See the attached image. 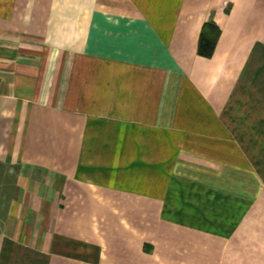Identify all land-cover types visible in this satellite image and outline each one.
Returning a JSON list of instances; mask_svg holds the SVG:
<instances>
[{
	"label": "crops",
	"instance_id": "crops-1",
	"mask_svg": "<svg viewBox=\"0 0 264 264\" xmlns=\"http://www.w3.org/2000/svg\"><path fill=\"white\" fill-rule=\"evenodd\" d=\"M0 264H264V0H0Z\"/></svg>",
	"mask_w": 264,
	"mask_h": 264
},
{
	"label": "trees",
	"instance_id": "trees-1",
	"mask_svg": "<svg viewBox=\"0 0 264 264\" xmlns=\"http://www.w3.org/2000/svg\"><path fill=\"white\" fill-rule=\"evenodd\" d=\"M217 34L218 28L214 24L207 22L203 25L199 39V53L209 55L212 52Z\"/></svg>",
	"mask_w": 264,
	"mask_h": 264
}]
</instances>
